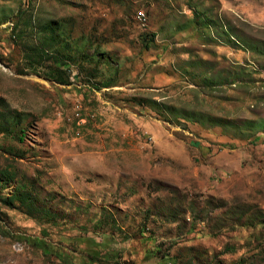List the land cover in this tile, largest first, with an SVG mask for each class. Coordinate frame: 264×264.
I'll return each instance as SVG.
<instances>
[{
	"label": "rangeland",
	"instance_id": "rangeland-1",
	"mask_svg": "<svg viewBox=\"0 0 264 264\" xmlns=\"http://www.w3.org/2000/svg\"><path fill=\"white\" fill-rule=\"evenodd\" d=\"M0 264H264V0H0Z\"/></svg>",
	"mask_w": 264,
	"mask_h": 264
},
{
	"label": "trees",
	"instance_id": "trees-1",
	"mask_svg": "<svg viewBox=\"0 0 264 264\" xmlns=\"http://www.w3.org/2000/svg\"><path fill=\"white\" fill-rule=\"evenodd\" d=\"M22 139V138H21Z\"/></svg>",
	"mask_w": 264,
	"mask_h": 264
}]
</instances>
